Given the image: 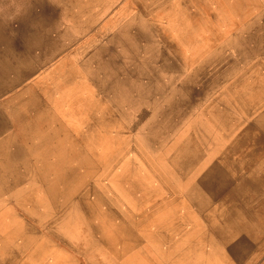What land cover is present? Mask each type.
<instances>
[{"label": "rangeland", "instance_id": "1", "mask_svg": "<svg viewBox=\"0 0 264 264\" xmlns=\"http://www.w3.org/2000/svg\"><path fill=\"white\" fill-rule=\"evenodd\" d=\"M0 264H264V0H0Z\"/></svg>", "mask_w": 264, "mask_h": 264}]
</instances>
